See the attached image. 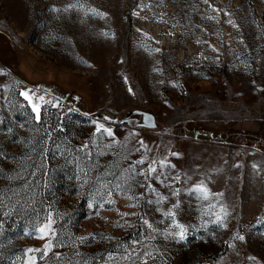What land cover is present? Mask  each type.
Here are the masks:
<instances>
[{
    "label": "rangeland",
    "instance_id": "1",
    "mask_svg": "<svg viewBox=\"0 0 264 264\" xmlns=\"http://www.w3.org/2000/svg\"><path fill=\"white\" fill-rule=\"evenodd\" d=\"M0 264H264V0H0Z\"/></svg>",
    "mask_w": 264,
    "mask_h": 264
},
{
    "label": "snow or ice",
    "instance_id": "2",
    "mask_svg": "<svg viewBox=\"0 0 264 264\" xmlns=\"http://www.w3.org/2000/svg\"><path fill=\"white\" fill-rule=\"evenodd\" d=\"M205 2H207V0H205ZM24 95H25L26 97H28V94H27V93H24ZM29 99H30V98H29ZM34 108H35V110H36L37 112L39 111V108H38L37 106H34ZM105 131H108L109 134H111L110 130L105 129ZM140 163H142V161H140ZM153 170H154V169H153ZM197 190H198V191H201L202 193H204V198L207 199V189H206V188H199V189H197ZM167 215L172 216V215H174V214H172V213H167ZM217 219L219 220L220 217H217ZM176 227H178V228L181 229V231H180V236H181V238H183V235H184V229H183V226L177 224ZM41 231H43V229H41Z\"/></svg>",
    "mask_w": 264,
    "mask_h": 264
},
{
    "label": "water",
    "instance_id": "3",
    "mask_svg": "<svg viewBox=\"0 0 264 264\" xmlns=\"http://www.w3.org/2000/svg\"><path fill=\"white\" fill-rule=\"evenodd\" d=\"M150 124L154 125V126L156 125V122H155L153 116H150Z\"/></svg>",
    "mask_w": 264,
    "mask_h": 264
}]
</instances>
